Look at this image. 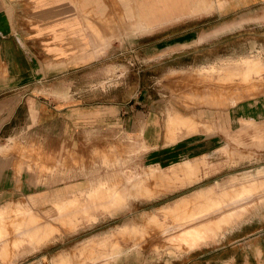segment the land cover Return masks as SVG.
I'll return each instance as SVG.
<instances>
[{
	"label": "rangeland",
	"instance_id": "374dc122",
	"mask_svg": "<svg viewBox=\"0 0 264 264\" xmlns=\"http://www.w3.org/2000/svg\"><path fill=\"white\" fill-rule=\"evenodd\" d=\"M136 11L126 0V48L0 105V158L47 190L0 196V264H214L240 228V245L264 242V0L153 35L163 24L136 33ZM220 24L201 46L157 58L149 50ZM242 103L254 122L234 112ZM42 106L62 110L44 116ZM148 111L161 128L173 111L199 121L195 133L206 112L227 128L208 125L220 141L206 154L153 164L129 132L128 117Z\"/></svg>",
	"mask_w": 264,
	"mask_h": 264
},
{
	"label": "crops",
	"instance_id": "0c3cea01",
	"mask_svg": "<svg viewBox=\"0 0 264 264\" xmlns=\"http://www.w3.org/2000/svg\"><path fill=\"white\" fill-rule=\"evenodd\" d=\"M224 1L228 3L225 9L222 7ZM249 1L253 0H136L135 31L150 32L163 24V30L150 34L153 35L172 27L202 21L203 18L230 16L239 10L240 4ZM196 17L198 20H195ZM222 25L150 45L149 50L152 57L157 58L201 46L216 39L217 36L207 35L222 33ZM123 34H126V0H0V105L10 102L16 92L31 93L33 85L61 80L106 55L108 57L112 48H126V36ZM222 67L223 64L210 65L205 69L220 73ZM114 109L121 113V107ZM41 110L46 116L62 108L42 106ZM254 111V106L249 103L239 104L234 110L240 120L248 122H254ZM109 115L106 114V117ZM207 115L206 112L201 118L195 133L190 129V123L199 121L193 117L168 112L165 126L161 128L159 120L148 111L143 116L135 114L128 117L129 132L138 133L141 137L140 146H144L142 151L147 154L146 160L150 159L158 165L169 164L184 157L195 158L217 148L220 133H210L207 127L211 123L217 124L220 129L227 127ZM233 116L230 110V121H226L232 123ZM48 137L51 144L59 143L58 135ZM8 162V158H0V196L16 194L24 197L47 191L38 188L30 174L16 173ZM252 225L248 224L246 229L249 230ZM241 231L243 228L228 234L230 239L234 238L229 244L230 254L221 251L209 263L235 264L239 258L247 263L250 259L264 258V242H258L253 236L244 247L239 243ZM224 248L223 245L220 249ZM197 249L189 253L197 252ZM202 263L208 264V261Z\"/></svg>",
	"mask_w": 264,
	"mask_h": 264
},
{
	"label": "bare ground",
	"instance_id": "6f19581e",
	"mask_svg": "<svg viewBox=\"0 0 264 264\" xmlns=\"http://www.w3.org/2000/svg\"><path fill=\"white\" fill-rule=\"evenodd\" d=\"M226 217H227V216H226ZM224 218H225V217H223V218H222V219H220V220H226V221L230 220V219H228V218H227V219H224ZM220 222H221V221H220ZM218 223H219V222H218ZM222 223H225V224H227V223H226V222H224V221H223Z\"/></svg>",
	"mask_w": 264,
	"mask_h": 264
}]
</instances>
